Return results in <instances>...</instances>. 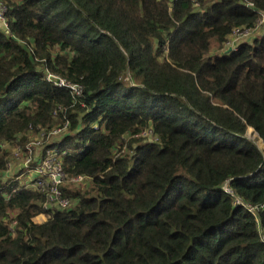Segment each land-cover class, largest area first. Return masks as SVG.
Segmentation results:
<instances>
[{
  "label": "trees",
  "instance_id": "trees-1",
  "mask_svg": "<svg viewBox=\"0 0 264 264\" xmlns=\"http://www.w3.org/2000/svg\"><path fill=\"white\" fill-rule=\"evenodd\" d=\"M0 3V178L37 139L89 183L56 210L1 179L0 264H264V33L226 53L264 0Z\"/></svg>",
  "mask_w": 264,
  "mask_h": 264
},
{
  "label": "built area",
  "instance_id": "built-area-1",
  "mask_svg": "<svg viewBox=\"0 0 264 264\" xmlns=\"http://www.w3.org/2000/svg\"><path fill=\"white\" fill-rule=\"evenodd\" d=\"M5 11H6L5 6L0 3V24H3L4 28L6 26L5 19H4ZM44 81L46 83H49L50 85H52L53 87L57 89L69 90L72 93V95L75 97H79L82 93V89L80 87L71 85L69 82L65 81L59 76L52 75L48 72L44 73ZM65 131H66V126H64L63 128L55 127L49 133V136L52 137L53 139L58 138ZM142 136L144 138H149V139L153 138L151 131H145L144 133H142ZM39 143H40V140L36 139L35 143L28 144L25 150L17 149V152H16L17 156L20 153H22L25 156V160L23 164L21 165L20 171L23 170L24 173H32V175H34L35 177L34 182L30 186H27V187L35 188V189H40V187H42L43 185L51 187L50 194H49V202L51 204H54L53 206L57 210H64L69 205V201L63 199L61 197V194L56 189V186L62 180L61 176L64 177L61 171V161H55L52 151L48 150L45 152L44 155H41L39 162L37 164L35 163L34 166H30L32 158L34 159V157H32L34 148L37 147ZM32 163H34V161ZM72 181L73 183H78V184L88 182L82 176L72 179ZM48 182H50L51 184ZM226 192H228V189H226Z\"/></svg>",
  "mask_w": 264,
  "mask_h": 264
},
{
  "label": "rangeland",
  "instance_id": "rangeland-1",
  "mask_svg": "<svg viewBox=\"0 0 264 264\" xmlns=\"http://www.w3.org/2000/svg\"><path fill=\"white\" fill-rule=\"evenodd\" d=\"M1 29L3 31L5 30L3 24H2ZM259 30L260 31L257 34H252L250 32H248V34H247L245 31H243L242 35H239V36L233 35L230 38L229 43L226 45L227 49L234 47L239 42H250L254 38L262 36V34L264 33V29L260 28ZM66 133L67 132H65L63 135H65ZM247 136H248L247 139L252 141L253 144L257 146V148H259V149L262 148L260 141L257 140V136L252 134L251 130L248 132ZM53 140H55V139H52L50 141H53ZM150 140L153 141V138H151ZM35 141L36 140L29 141L28 144L35 143ZM20 147L21 146L18 143H16L15 148H12L10 146H4L3 147L4 152L7 153L8 167H7V170L2 174V177L0 178V180L1 179L2 180L15 179L20 183V185L22 187H27V186H30L34 182L35 177H34V175H32V173H24L23 170L20 171L21 165L23 164V162L25 160V156L22 153H20L18 156L16 155L17 149H21ZM37 152H38V150L34 151V154H35L34 163H36V164L39 162V159H40V157H39L40 155ZM61 179L62 180L60 181V183L56 186V189L59 193H60L59 188L62 185H64L66 188L76 190V191H85L88 189V186H89L88 182L87 183H79V184L73 183L72 180H67L63 176H61ZM48 183H50V182H48ZM39 190L44 191L46 193V197H47L46 198L47 199L46 208L56 209L53 206L54 204H51L49 202V194H50L51 187L43 185L42 187H40ZM69 205H70V201H69ZM68 206H67V208H68ZM44 219H45L44 216H39L38 218L35 219V222H43Z\"/></svg>",
  "mask_w": 264,
  "mask_h": 264
},
{
  "label": "water",
  "instance_id": "water-1",
  "mask_svg": "<svg viewBox=\"0 0 264 264\" xmlns=\"http://www.w3.org/2000/svg\"><path fill=\"white\" fill-rule=\"evenodd\" d=\"M231 51V48H229L227 51H226V53H229Z\"/></svg>",
  "mask_w": 264,
  "mask_h": 264
},
{
  "label": "crops",
  "instance_id": "crops-1",
  "mask_svg": "<svg viewBox=\"0 0 264 264\" xmlns=\"http://www.w3.org/2000/svg\"><path fill=\"white\" fill-rule=\"evenodd\" d=\"M1 27H2V26H1V24H0V29H1Z\"/></svg>",
  "mask_w": 264,
  "mask_h": 264
}]
</instances>
